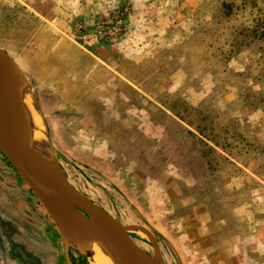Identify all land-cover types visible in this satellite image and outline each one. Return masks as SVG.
I'll list each match as a JSON object with an SVG mask.
<instances>
[{
  "label": "rangeland",
  "instance_id": "1",
  "mask_svg": "<svg viewBox=\"0 0 264 264\" xmlns=\"http://www.w3.org/2000/svg\"><path fill=\"white\" fill-rule=\"evenodd\" d=\"M41 1L49 19L32 0H0V48L24 72L70 183L144 229L129 234L164 264H264V54L250 56L264 0ZM74 1L83 8L63 25ZM66 42L109 65H63L51 53ZM0 237L35 240L41 264L105 261L72 242L66 259L1 153ZM14 260L1 246L0 264Z\"/></svg>",
  "mask_w": 264,
  "mask_h": 264
},
{
  "label": "water",
  "instance_id": "2",
  "mask_svg": "<svg viewBox=\"0 0 264 264\" xmlns=\"http://www.w3.org/2000/svg\"><path fill=\"white\" fill-rule=\"evenodd\" d=\"M15 79H21L28 84L24 72L14 58L0 48V153L31 190L56 227L66 259L68 260L70 242L78 248L68 228L71 226L75 232L81 234L83 243L90 247L93 257L96 254L95 247L102 244L104 249L98 247V254L109 264H164L157 251L153 255L148 253L129 234L130 229L146 232L144 229L124 226L70 183L56 160L42 117L52 167L34 158L31 139L22 133L9 107V95ZM30 94L37 103L33 94ZM54 197L72 204L74 218L67 220L54 208Z\"/></svg>",
  "mask_w": 264,
  "mask_h": 264
},
{
  "label": "bare ground",
  "instance_id": "3",
  "mask_svg": "<svg viewBox=\"0 0 264 264\" xmlns=\"http://www.w3.org/2000/svg\"><path fill=\"white\" fill-rule=\"evenodd\" d=\"M22 82L23 81L21 79H15L12 82L11 92L9 95L10 111L16 124L21 128L22 133L31 139L34 158L46 165L49 164L48 166L52 167V164L49 162V154L44 139V130L41 118L38 111L33 107L34 104H31V100L26 94L27 92L24 89ZM53 201L54 208L60 214H62L63 217H65L67 220L74 218V211L72 208L73 206L70 202L59 197H54ZM68 228L71 232L72 239L77 245L79 244V246H81L85 251L90 249L89 247L87 248V245L83 243L80 233L75 232L71 226H68ZM101 245L95 247V256H99L98 251L100 249L98 247L103 248ZM97 264L109 263L106 259L105 261H101L99 259Z\"/></svg>",
  "mask_w": 264,
  "mask_h": 264
},
{
  "label": "crops",
  "instance_id": "4",
  "mask_svg": "<svg viewBox=\"0 0 264 264\" xmlns=\"http://www.w3.org/2000/svg\"><path fill=\"white\" fill-rule=\"evenodd\" d=\"M62 3V1H61ZM43 5L41 0H32L30 6L32 10L37 14V15H44L41 14V11L39 8ZM72 9L69 10L67 8L66 14L62 15L63 17L61 18V23L64 25V22L66 23V20H71L72 18L75 17V15L79 14V10L82 7V4L78 3L76 4L75 7V1L73 4H71ZM75 7V8H74ZM60 12L58 10V6H55L54 8V13ZM87 12V11H86ZM86 12H84L86 16ZM45 13H48L45 11ZM45 16H48L45 14ZM44 16V17H45ZM46 18V17H45ZM49 19V18H46ZM64 19V22H63ZM54 24V23H53ZM54 25H58V23H55ZM66 46H57L55 50L51 53L52 56L55 55H60V57L64 60L63 65H109L107 62H104L101 60L99 57V62H97L95 59H97L92 52H86L87 50H82L76 45H69L68 42H66ZM105 47V46H104ZM96 50V49H95ZM80 60V61H79ZM86 60H88V63H84ZM54 65V64H52ZM37 210V209H36ZM38 211V210H37ZM9 232V231H4ZM2 236V235H1ZM32 240L28 239L23 240V242H17L14 243L9 240V238L6 239V243L4 241V237H0V245L2 246V250L5 252H8L11 257H14L15 264H41V255L36 252V249L34 248V245L32 243H35V240L31 243ZM11 244V245H10ZM0 246V247H1ZM12 246V247H11ZM17 257H19V260H17Z\"/></svg>",
  "mask_w": 264,
  "mask_h": 264
},
{
  "label": "trees",
  "instance_id": "5",
  "mask_svg": "<svg viewBox=\"0 0 264 264\" xmlns=\"http://www.w3.org/2000/svg\"><path fill=\"white\" fill-rule=\"evenodd\" d=\"M224 15H226V13H224ZM257 33H258V32H257ZM257 33H255L254 35H256ZM257 36H259V35H257ZM259 38H260V40L262 41L261 46H260V51L257 50L256 52H254L253 55H252V53H250L251 60L253 61L254 64L257 63L258 60L261 59V55L264 54V35L261 36V37H259ZM240 53H241L240 51H239V52H238V51H234V52H232L233 55H237V54L240 55ZM257 56H260V57H257ZM232 58H233V57H232ZM234 58H235V57H234ZM246 69H247V68H246ZM243 75H244V73L241 72V73L239 74V77H241V76H243ZM258 82H259V81H258ZM261 95H264V91L261 92ZM189 135H190L194 140H196V141H198L199 143H201L202 145L207 146L208 149H209L210 151L213 150V149H212L209 145H207L206 142H205L202 138H200L199 136H197V135H195V134H193V133H191V132H189ZM221 157H222V156H221ZM226 160L229 162V164L231 163L229 159H226Z\"/></svg>",
  "mask_w": 264,
  "mask_h": 264
},
{
  "label": "built area",
  "instance_id": "6",
  "mask_svg": "<svg viewBox=\"0 0 264 264\" xmlns=\"http://www.w3.org/2000/svg\"><path fill=\"white\" fill-rule=\"evenodd\" d=\"M110 32V31H109ZM107 36H109V35H107Z\"/></svg>",
  "mask_w": 264,
  "mask_h": 264
}]
</instances>
